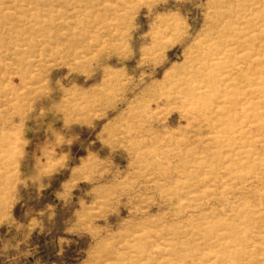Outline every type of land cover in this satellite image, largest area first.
<instances>
[{
	"label": "rangeland",
	"instance_id": "1",
	"mask_svg": "<svg viewBox=\"0 0 264 264\" xmlns=\"http://www.w3.org/2000/svg\"><path fill=\"white\" fill-rule=\"evenodd\" d=\"M0 264H264V0H0Z\"/></svg>",
	"mask_w": 264,
	"mask_h": 264
},
{
	"label": "bare ground",
	"instance_id": "2",
	"mask_svg": "<svg viewBox=\"0 0 264 264\" xmlns=\"http://www.w3.org/2000/svg\"><path fill=\"white\" fill-rule=\"evenodd\" d=\"M10 154H11V152H10ZM12 162V161H11Z\"/></svg>",
	"mask_w": 264,
	"mask_h": 264
}]
</instances>
